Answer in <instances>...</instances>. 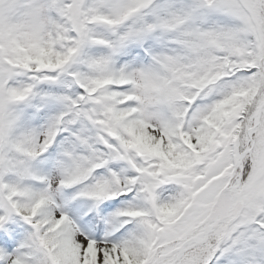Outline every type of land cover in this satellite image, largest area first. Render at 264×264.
I'll return each mask as SVG.
<instances>
[{
    "label": "snow or ice",
    "instance_id": "1",
    "mask_svg": "<svg viewBox=\"0 0 264 264\" xmlns=\"http://www.w3.org/2000/svg\"><path fill=\"white\" fill-rule=\"evenodd\" d=\"M0 264H264V0H0Z\"/></svg>",
    "mask_w": 264,
    "mask_h": 264
}]
</instances>
